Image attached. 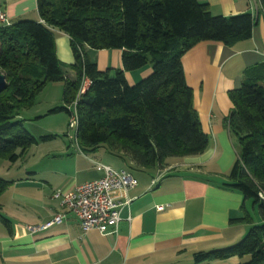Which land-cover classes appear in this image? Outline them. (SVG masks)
Segmentation results:
<instances>
[{
    "label": "trees",
    "instance_id": "trees-1",
    "mask_svg": "<svg viewBox=\"0 0 264 264\" xmlns=\"http://www.w3.org/2000/svg\"><path fill=\"white\" fill-rule=\"evenodd\" d=\"M37 11L41 22L18 21L0 29V74L7 79L0 91V159L16 164L33 146L52 138H37L22 119L52 83L63 84L64 106L47 116L65 113L73 119L80 148L106 145L142 170L206 152L210 140L194 109L182 59L203 42L231 47L250 39L251 14L214 16L197 0H37ZM55 31L70 39L74 79L58 59ZM86 48L122 51L123 69L99 71ZM147 66L152 73L130 85L125 73ZM85 81L90 84L83 90ZM229 98L228 127L239 150L225 185L258 208L261 223L245 211L240 221L250 229L244 239L196 254L195 264L231 258L264 264V63L246 69L241 87ZM11 185L0 178V197Z\"/></svg>",
    "mask_w": 264,
    "mask_h": 264
},
{
    "label": "crops",
    "instance_id": "crops-1",
    "mask_svg": "<svg viewBox=\"0 0 264 264\" xmlns=\"http://www.w3.org/2000/svg\"><path fill=\"white\" fill-rule=\"evenodd\" d=\"M26 1L37 7V0H0V10L6 12L11 24L16 23L27 14ZM197 1L206 4L214 16L248 13L254 19L250 39L231 47L203 42L183 56L193 106L210 140L206 152L168 159L162 169L153 170L136 168L129 159L120 158L106 147L45 153L35 166L22 172L21 182L9 181L12 185L0 197V264H195L196 254L231 246L250 229L240 221L245 211L250 215V202L245 203L239 192L226 187L225 178L233 167L222 162L219 151L220 145L226 147L230 132L227 119L233 104L229 93L241 87L246 69L264 63V5L259 2L251 7L248 0ZM62 35L56 41L57 56L73 63L70 39ZM86 52L101 72L123 69L122 51L86 48ZM151 73L152 67L147 66L125 76L130 85H135ZM68 76L75 77L72 71ZM53 106L33 107L32 115L22 114L25 126L37 138L56 140L57 133L41 126L52 117L47 114ZM112 156L121 168L113 167ZM97 164L128 170L137 181L136 188L123 199L128 197L131 204L122 209L117 232H84L78 218L68 213L61 224L33 233L32 228L65 213L56 193L66 194L104 176ZM255 223H261L260 217ZM241 262L231 258L212 264Z\"/></svg>",
    "mask_w": 264,
    "mask_h": 264
},
{
    "label": "built area",
    "instance_id": "built-area-1",
    "mask_svg": "<svg viewBox=\"0 0 264 264\" xmlns=\"http://www.w3.org/2000/svg\"><path fill=\"white\" fill-rule=\"evenodd\" d=\"M251 7L258 5L260 0H248ZM5 11L0 10V29L10 26ZM85 89L89 85L85 82ZM71 128H76V123ZM104 172L100 179L92 180L76 186L66 194L56 193L55 198L60 200L61 208L65 213L56 216L52 221L43 226L32 228L33 233L44 232L55 225L62 223L65 215H75L84 232L98 231L100 234L109 235L117 232L121 222V211L131 204L125 195L136 188L137 181L128 170H116L103 164H97ZM153 184H156L154 180ZM163 210V208H159Z\"/></svg>",
    "mask_w": 264,
    "mask_h": 264
},
{
    "label": "rangeland",
    "instance_id": "rangeland-1",
    "mask_svg": "<svg viewBox=\"0 0 264 264\" xmlns=\"http://www.w3.org/2000/svg\"><path fill=\"white\" fill-rule=\"evenodd\" d=\"M24 8L27 11V14L19 21L39 20V14L37 11L36 3L35 6H32L29 1H26ZM54 36H55V40L57 41L59 38H62L63 35L62 33L55 32ZM69 47L71 48L72 51L71 43H69ZM72 55L74 57V54ZM59 61H61V63L66 65L65 67L67 71L71 69L70 66L72 64L71 61L67 62V60L65 59L64 61L59 59ZM85 82L90 84L89 81H85ZM85 82H83L82 85L83 87L86 85ZM63 89L64 86L62 83L49 84L47 88L38 96L36 100V105L34 107L44 109L49 105H51V103L54 105L53 107L64 106ZM27 112L28 113L25 114H27L28 116L33 114L32 109ZM73 124H74L73 119L69 118L65 113L48 117V119L41 126L50 128L52 129L53 132L57 133L56 140L41 142L38 145L33 146L31 149L27 151L26 155L22 157L16 164H11L3 159H0V178H3L8 181L16 180L17 182H21L20 179L22 177V172H25L26 169L35 166L36 163L40 161L39 158H41L45 153H50L51 151H60L63 150L64 148L70 149L71 152L78 151L79 146L77 144V139H76V130L71 128V125L74 126ZM225 146H226L225 148H222V146L220 145L219 157L223 159L222 162H228L229 164H231V168H232L237 160L239 149H238L237 138L231 132H229ZM101 147L108 148L106 145ZM81 148L84 149V147L82 146ZM46 158H52V156L51 157L48 156ZM47 162L49 161L47 160ZM111 163L113 164V167H115L116 169L122 167L120 165V162H118V160L115 159L113 156L111 159ZM230 172L231 169L225 178L227 183L229 181L228 176ZM248 208L250 211V215L254 219V221L255 222L258 221L260 217L258 208H253V205L251 203L248 204ZM248 231L244 236L236 240L231 246L236 245L237 243L242 241V239H244V237L248 234ZM248 260L249 259L247 257L243 262L245 263Z\"/></svg>",
    "mask_w": 264,
    "mask_h": 264
},
{
    "label": "water",
    "instance_id": "water-1",
    "mask_svg": "<svg viewBox=\"0 0 264 264\" xmlns=\"http://www.w3.org/2000/svg\"><path fill=\"white\" fill-rule=\"evenodd\" d=\"M7 86V79L5 75L0 74V91L4 90Z\"/></svg>",
    "mask_w": 264,
    "mask_h": 264
}]
</instances>
